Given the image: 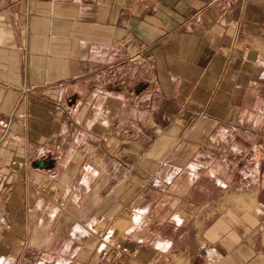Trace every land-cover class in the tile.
<instances>
[{
	"label": "crops",
	"instance_id": "1",
	"mask_svg": "<svg viewBox=\"0 0 264 264\" xmlns=\"http://www.w3.org/2000/svg\"><path fill=\"white\" fill-rule=\"evenodd\" d=\"M0 222V264H264V0H0Z\"/></svg>",
	"mask_w": 264,
	"mask_h": 264
},
{
	"label": "built area",
	"instance_id": "2",
	"mask_svg": "<svg viewBox=\"0 0 264 264\" xmlns=\"http://www.w3.org/2000/svg\"><path fill=\"white\" fill-rule=\"evenodd\" d=\"M1 225V222H0ZM107 243L110 246V251L114 254L116 258H122L123 256L130 255V251L128 248L123 247L119 242L116 240H109L107 239Z\"/></svg>",
	"mask_w": 264,
	"mask_h": 264
},
{
	"label": "rangeland",
	"instance_id": "3",
	"mask_svg": "<svg viewBox=\"0 0 264 264\" xmlns=\"http://www.w3.org/2000/svg\"><path fill=\"white\" fill-rule=\"evenodd\" d=\"M219 150H220V148L218 149V154H216V156H213V159H214L213 165H219V164L221 163V160H223V161L226 160V158H223V159H222V158L220 157ZM208 159H209V158H208ZM198 160L203 161L204 158H198Z\"/></svg>",
	"mask_w": 264,
	"mask_h": 264
}]
</instances>
